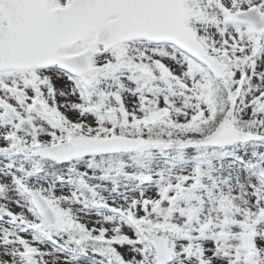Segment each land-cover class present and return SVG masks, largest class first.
<instances>
[{"label":"snow or ice","instance_id":"snow-or-ice-1","mask_svg":"<svg viewBox=\"0 0 264 264\" xmlns=\"http://www.w3.org/2000/svg\"><path fill=\"white\" fill-rule=\"evenodd\" d=\"M0 264H264V0H0Z\"/></svg>","mask_w":264,"mask_h":264}]
</instances>
